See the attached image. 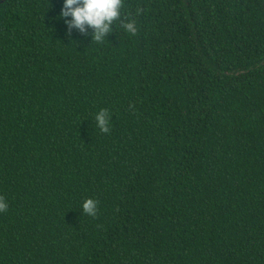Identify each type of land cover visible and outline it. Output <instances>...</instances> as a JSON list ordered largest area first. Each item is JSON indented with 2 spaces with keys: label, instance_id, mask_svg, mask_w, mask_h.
Returning <instances> with one entry per match:
<instances>
[{
  "label": "trees",
  "instance_id": "trees-1",
  "mask_svg": "<svg viewBox=\"0 0 264 264\" xmlns=\"http://www.w3.org/2000/svg\"><path fill=\"white\" fill-rule=\"evenodd\" d=\"M63 4L0 0V264H264V0Z\"/></svg>",
  "mask_w": 264,
  "mask_h": 264
},
{
  "label": "clouds",
  "instance_id": "clouds-1",
  "mask_svg": "<svg viewBox=\"0 0 264 264\" xmlns=\"http://www.w3.org/2000/svg\"><path fill=\"white\" fill-rule=\"evenodd\" d=\"M124 7V0H64L60 17L65 18L69 30L77 29L81 34L87 35V28L93 30L92 40L102 43L105 37L113 31L115 22L120 21L124 30L132 35L137 32L135 21L128 17L122 18L121 9ZM143 10L137 8V14ZM71 17V19H67ZM96 125L103 133H108L110 114L107 109H101L95 117ZM98 201L88 198L83 204V212L93 218L97 216ZM7 203L3 196H0V212L7 211Z\"/></svg>",
  "mask_w": 264,
  "mask_h": 264
}]
</instances>
